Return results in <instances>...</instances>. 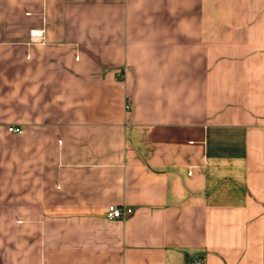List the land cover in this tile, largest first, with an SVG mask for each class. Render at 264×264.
I'll use <instances>...</instances> for the list:
<instances>
[{
  "label": "crops",
  "instance_id": "1",
  "mask_svg": "<svg viewBox=\"0 0 264 264\" xmlns=\"http://www.w3.org/2000/svg\"><path fill=\"white\" fill-rule=\"evenodd\" d=\"M198 263L264 264V0H0V264Z\"/></svg>",
  "mask_w": 264,
  "mask_h": 264
},
{
  "label": "built area",
  "instance_id": "2",
  "mask_svg": "<svg viewBox=\"0 0 264 264\" xmlns=\"http://www.w3.org/2000/svg\"><path fill=\"white\" fill-rule=\"evenodd\" d=\"M8 130L10 132L22 133V128L20 127H9ZM133 212L134 210L132 208H123V207L111 205L107 209V217L125 219L128 216L132 215ZM198 264H202V263H198Z\"/></svg>",
  "mask_w": 264,
  "mask_h": 264
}]
</instances>
